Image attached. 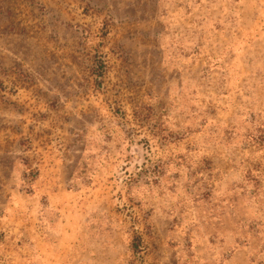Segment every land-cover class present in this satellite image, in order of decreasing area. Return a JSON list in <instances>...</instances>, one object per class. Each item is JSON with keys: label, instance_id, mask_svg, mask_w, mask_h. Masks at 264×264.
<instances>
[{"label": "rangeland", "instance_id": "1", "mask_svg": "<svg viewBox=\"0 0 264 264\" xmlns=\"http://www.w3.org/2000/svg\"><path fill=\"white\" fill-rule=\"evenodd\" d=\"M0 264H264V0H0Z\"/></svg>", "mask_w": 264, "mask_h": 264}]
</instances>
